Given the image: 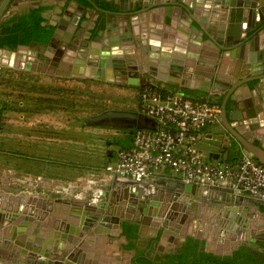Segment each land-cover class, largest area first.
I'll use <instances>...</instances> for the list:
<instances>
[{
  "label": "water",
  "instance_id": "95a60500",
  "mask_svg": "<svg viewBox=\"0 0 264 264\" xmlns=\"http://www.w3.org/2000/svg\"><path fill=\"white\" fill-rule=\"evenodd\" d=\"M82 1L94 11L109 15L140 18L147 12H153L159 15L156 17L159 23L150 28L152 34H161L163 27L172 35L176 33L177 38L180 29L186 26L200 40L210 44L216 55L207 63L204 82L206 86L213 83L215 92H226L217 125L224 131L226 138L223 140L226 139L227 144L221 143L225 144L224 149H228L229 153L246 154L264 166V125L259 127L258 119H253V111L240 114L235 107L244 91L251 92L250 83L255 82L251 93L254 99L256 86L264 91L261 82L264 79V0H129L130 6L125 9L116 0H107L106 9L103 4L93 0ZM16 4L17 0H0V22L6 11ZM84 10L82 7V12ZM42 18L47 20L44 15ZM72 24L74 30L67 31L62 41L59 40V25L49 24L52 31L46 43L31 42L10 51L0 49V52H6L0 54V67L45 74L49 67L56 71L65 65L67 71L63 75L66 77L105 80L132 89L161 90L159 85L162 80L147 79L148 74L143 70L139 54L137 70L132 73H128V67L124 68L115 60H121V55L136 52L145 55L149 52V59L155 63L162 57L161 48L169 49L172 41L157 47L156 43L152 42V46L143 38L139 48L135 46L140 51L134 49L122 53L112 46L106 52H99V46L89 39L96 29L92 37V41L95 40L103 28L94 23L79 42L75 40L77 36H82L79 19ZM130 25L133 26L132 20L129 21ZM128 41L133 43L130 37ZM74 42L79 47L71 45ZM93 44L96 48L92 47L86 56L79 55V51ZM256 46L262 51L255 55L252 51L248 55L249 50ZM235 54L242 62H238L233 70H228V75L233 79L220 80L215 74L217 62H222L221 59L228 61V57ZM240 69L243 72L253 69L255 73L243 77L236 74ZM229 102L233 104L227 111L226 104ZM82 124L91 128L129 130L130 133L135 129H157L155 121L137 111L127 110L104 111L88 117ZM207 158L218 159L211 155ZM23 179L17 177L12 181L32 192L12 188V182L0 185V264H9L8 252L13 257V260L10 257L11 264H112L102 262L103 258L108 257L103 252V244L110 243L117 248L126 246L128 242L123 236V224H129L130 218L135 215L138 218L132 223L137 227L138 236L147 235L151 239L159 236L158 244L163 246H169L171 243L168 241L172 239L178 246L187 239L196 240L203 243L204 252L216 256H230L240 247L254 243L256 237L261 236V230L264 233V211L261 210L264 202L244 195H233L222 189L187 185L174 180L134 184L117 179H110L106 183L104 179L100 187L87 190V195L77 193L74 183H67L66 188L61 183H55L59 196L44 197L37 192L41 187L33 184L32 179L28 180L31 183L27 185ZM40 180L41 183H48L45 179ZM167 184L174 188L173 194L165 190ZM44 189L52 193L51 189ZM227 198L238 200L239 205L233 206L225 200ZM48 225L51 234H45ZM30 228H34L36 242L27 238ZM37 230L44 235L38 237ZM117 251L124 253L125 259H118L114 264H129L130 258L135 255V251Z\"/></svg>",
  "mask_w": 264,
  "mask_h": 264
},
{
  "label": "crops",
  "instance_id": "0c3cea01",
  "mask_svg": "<svg viewBox=\"0 0 264 264\" xmlns=\"http://www.w3.org/2000/svg\"><path fill=\"white\" fill-rule=\"evenodd\" d=\"M64 1H66L65 4ZM93 1L95 3L103 4L105 9L108 6L107 0ZM108 1L112 2L113 0ZM116 1L121 4L124 9L125 7L128 8L130 6L129 0ZM84 2L85 1L82 0H17L15 7L6 11L3 22L6 21L8 17L13 15L20 16L19 14L22 12L24 13L29 9L44 8L46 9L45 17H47L46 21L48 24H57L61 28V30H59L60 41L64 40V36L67 31L71 29L72 31L74 30L72 22L74 23V21L78 18L82 26V36H77L75 40L79 42L84 39L83 36L87 35L88 31L93 27L94 23H96L103 28V32H101L99 36L92 41L95 29L92 31V36L89 41L94 42L99 46V52L102 50L107 51L109 48H112V46L118 48L122 53L129 50L133 51L135 46L138 47L141 39L143 38L147 39L148 42H151L152 46H154L152 42L156 43L155 45H157V47H162L164 45L163 43L172 41L171 44H169L172 45V47H168L169 49L166 47L161 48L160 55L162 58L160 57V59L155 63L152 62L153 60L149 59L148 51H146L148 53L145 55L140 52L133 53L132 55H121V60L117 59L115 61L117 63L120 62L119 65L124 68L128 67L127 72L132 73L137 70V55L139 54L143 70L148 74L147 79L150 81L162 80V85L167 89L175 92L179 91L186 96L208 100V92L211 90L213 83L212 85L206 86L207 83L204 82V78L206 79L207 76V63L210 59L215 57L216 51L210 44L200 40L198 35L194 33L192 29L186 26L183 27L180 29V33H178L177 38L175 37L176 33L172 35V33L166 32L162 26V29L160 30L161 34H152V32H150V28L159 23L156 18L159 15L154 14L153 12H147L140 16V18L139 16L125 17L109 15L96 12L92 8H88L90 6L85 5ZM61 5H63V7H60ZM82 7L85 9L83 12ZM131 20L133 21V26H129V21ZM161 23H163V20ZM7 28L10 27L7 25ZM182 31L184 33H182ZM153 35L157 36L152 38ZM129 37L133 42L132 44L128 41ZM262 44H264V42H262ZM71 45L79 47L76 42ZM92 47L96 48L93 44V46L88 47V49L79 51V55L86 56ZM134 51H140V49H135ZM252 51L255 55V53L257 54L262 50L258 49L257 46L252 47L251 50H249L248 55H250ZM2 52L3 51H1L0 54ZM3 54H6V52H3ZM245 55L247 56V51ZM221 61L222 62H217L215 74L220 80H232L233 78L228 75V70H233L235 65L238 62L241 63L242 60H240L235 54V56L230 55V57H228V61H223L222 59ZM64 67L66 66L63 65L56 71L49 67L46 69L45 74L30 73L19 69L0 67V173L26 175L20 176L24 177L23 182L27 185V183L30 182L28 180L32 179L31 182L33 184L37 185V187H41L40 189H37V192L44 197L59 196L55 191V183H61L64 188H66L67 183H74L77 187L75 190L77 193L87 195V190L94 187L97 188L96 184L100 182L99 180H91L90 178L81 177L76 178L74 182H71L73 181V175L79 172L76 170V166H73L74 163L80 168L92 165L88 156H84L79 152V150L85 145L84 141L80 140L78 145H75V128L76 132L83 137L89 134L95 135L98 138L97 145H100V143L103 144V142H106L108 138L107 133L104 131L105 129L91 127L83 128L80 124L81 122H78V125L81 126L74 128V120L72 118L73 115L69 114L71 113L69 112L71 108H68L67 103L57 101L60 100L62 96V91H60L61 89L59 88V80H67L70 78L63 75L64 72L67 71ZM38 69L40 71H44L42 68ZM252 73H255L253 69L248 72H243L242 69H240L236 72V74L244 75L243 77H247ZM262 82L264 83V80ZM256 87L258 88V86ZM126 88H128V86ZM135 91L136 92L133 93V96L136 99L131 108L135 107L136 111L138 107V89H135ZM254 94L255 99L259 101L258 98H262L264 101V91L262 87L258 88V91L256 89ZM242 95L246 100L244 101L243 110L248 112L250 109H253V104L251 103L253 94L244 91ZM67 114L71 117L69 123L65 119L68 118ZM63 115H65V117ZM63 119H65V121ZM258 122L259 127H263V115L258 117ZM214 130L219 133L217 137L220 138V141L227 144L226 139L223 140L224 137L226 138V135L218 125L209 128L202 132V136L199 140V148L201 150L204 147L209 148V151L206 153L205 151H202L204 155L206 157L211 155L212 157H216L218 159L225 157L228 160H233L239 156L240 154L237 153L231 156L228 150L224 149L225 144H223V147L218 149L217 152L210 150L212 147L211 143L216 141L217 138L214 135L216 134ZM88 141L86 146L89 149L90 140ZM44 158L49 160H45ZM111 158L113 159L114 156H110L108 160L110 159L112 161ZM26 161H49L48 163H53V166H55L56 169L52 171L44 168L45 173L41 172V174L38 175L39 180L36 181L35 175L34 177L31 174H27V171L23 166V163ZM44 167H47V164H45ZM62 167L66 169L61 170L60 168ZM70 176L72 177L70 178ZM13 178L17 177H11L9 175L1 176L0 185L4 186V182L14 183L12 181ZM40 179H45L48 183H41ZM169 180L176 181L175 179ZM10 187L25 193L32 192L26 187L20 186V184L17 185L14 183L10 185ZM44 188H47V190L51 189L52 193H48ZM165 188L166 191L167 189L172 190V186L168 184ZM143 194L144 191L141 195ZM225 200L230 201L233 206L237 207V205H239L238 200L232 201L228 198ZM49 227L50 226L48 225L45 230V234H51ZM29 230L30 233L27 234V238L34 239L36 242V236H33L34 228H30ZM26 231L27 229L25 232ZM37 235L39 237V235L42 236L44 233L37 230ZM103 248V252L108 255L106 259H102L103 263L114 264L118 259H125L124 253H119L117 251L118 248L114 245H111L110 243L103 244ZM8 253L13 260L12 254L10 252ZM10 257H8L9 264H11Z\"/></svg>",
  "mask_w": 264,
  "mask_h": 264
},
{
  "label": "built area",
  "instance_id": "2783aa9c",
  "mask_svg": "<svg viewBox=\"0 0 264 264\" xmlns=\"http://www.w3.org/2000/svg\"><path fill=\"white\" fill-rule=\"evenodd\" d=\"M159 87L138 89L136 110L157 129H135L130 145L103 167L105 175L134 184L175 179L264 202V166L246 154L209 160L199 148L202 132L219 124L218 105Z\"/></svg>",
  "mask_w": 264,
  "mask_h": 264
},
{
  "label": "rangeland",
  "instance_id": "374dc122",
  "mask_svg": "<svg viewBox=\"0 0 264 264\" xmlns=\"http://www.w3.org/2000/svg\"><path fill=\"white\" fill-rule=\"evenodd\" d=\"M79 76L71 77L67 80H59V88L62 91V96L59 102L67 103L68 108L70 109L69 114L73 115V125L74 128L81 126L86 128L87 126L83 125L85 119L88 117L98 115L104 111L108 110H127V111H135V107L131 108L134 105L135 99L133 93H135V89H132L128 86H121L114 82H108L105 80H97L91 78H78ZM130 89V90H128ZM132 90V91H131ZM45 100V99H44ZM43 100V101H44ZM44 103V102H43ZM67 114L68 118H65L68 123L70 122L71 117ZM65 117V115H63ZM65 119H63L65 121ZM78 122H81V125H78ZM105 129L104 131L107 133V140L106 142L98 144V138L93 135L89 134L85 137L81 136L76 132L75 128V145H78L80 140L84 141V146L82 149L79 150L80 154L84 156H88L92 165L88 167H77V164H73L76 166V170L79 171L77 174H74L72 177L71 182H74L76 178H90L91 180H99L100 182L97 183V187H100L104 179L106 178V183L109 182L110 178L105 177V173L102 171L103 167L108 164L110 161L108 158L114 156L115 152L119 148L127 147L130 144V139L132 133L129 130H122V129H110V128H100ZM218 130V128H217ZM215 131V130H214ZM214 134L216 137L219 135L217 131ZM78 134V135H77ZM115 137V138H113ZM110 139V140H108ZM90 140L89 149L86 146L87 141ZM89 142V141H88ZM212 147L210 150L218 151L223 147V144L220 141V138L217 137L216 141L211 143ZM202 148V147H201ZM228 150V149H226ZM87 151V152H86ZM202 151L208 152L209 148H202ZM229 151V150H228ZM231 156L233 155L232 152L230 153ZM98 155V156H96ZM45 160H49L44 158ZM112 159V158H111ZM49 162V161H48ZM48 162H35V161H26L23 163L27 174L36 176V181H38V175L41 172H44V168L55 170L56 167L53 166V163ZM22 163V162H21ZM47 164V167L44 165ZM54 167V168H52ZM63 168V167H62ZM61 170H65L64 168ZM26 174V173H25ZM11 176V177H20L26 176L21 174H6L0 173L1 176ZM34 176V177H35ZM75 178V179H74ZM70 182V181H65Z\"/></svg>",
  "mask_w": 264,
  "mask_h": 264
},
{
  "label": "trees",
  "instance_id": "16d2710c",
  "mask_svg": "<svg viewBox=\"0 0 264 264\" xmlns=\"http://www.w3.org/2000/svg\"><path fill=\"white\" fill-rule=\"evenodd\" d=\"M89 6L88 3L84 2ZM37 17L38 14H32ZM40 17V16H39ZM7 22V21H6ZM6 22L1 24L0 29V49L14 50L18 45H29L31 42L45 43L50 36V28L42 26L41 18L36 19V28H27V23L16 24L12 28H7ZM125 148V147H123ZM123 235L128 241L126 249L135 250L137 262L133 264H263L258 255H254L247 248H241L230 256H216L210 253L199 251V243L189 240V245L173 255H166L163 261L155 254L153 257L146 255L136 247L137 227L128 223L124 224ZM159 237L152 241L157 242ZM158 260V262H157Z\"/></svg>",
  "mask_w": 264,
  "mask_h": 264
},
{
  "label": "flooded vegetation",
  "instance_id": "af4514ba",
  "mask_svg": "<svg viewBox=\"0 0 264 264\" xmlns=\"http://www.w3.org/2000/svg\"><path fill=\"white\" fill-rule=\"evenodd\" d=\"M88 8H91V6L88 7ZM33 13L34 14H38L37 17L38 18H41L42 21H43L41 23V25L50 28L49 30H50V33H51L52 27L49 26L48 22L45 21L42 18V16L43 15L45 16V14H46V9H44V8L29 9L28 11H26L24 13L22 12L21 14H19L20 16H14L13 15L11 17H8L7 20H6L7 22L6 21H4V22H6V24H8V26L10 28H12L13 26H16V24H19L20 25L23 22L27 23V25H26L27 28H36L35 21H36L37 17L35 15L33 16L32 15ZM4 22H3V20L0 22V27H1V24H3ZM46 42L47 41H45V43ZM18 46H20V45H18ZM23 46H27V45H23ZM82 51H84V50H82ZM263 80L264 79H262L261 82ZM254 83H250L251 84V86H250L251 92H247V93H252V91H253L252 86H253ZM262 84L264 85L263 82H262ZM159 86L164 87L162 84H160ZM258 88H261V87H258ZM258 88H257V91H258ZM225 95H226V92H222V91L220 93L217 92V91L215 92L214 91V87H212L211 90L208 92V100L210 102L215 103L216 105H218V107L220 108V112H221V103H222L223 98H224ZM258 99H261V98H258ZM244 101H246V100H245V98L242 95V97L239 98L238 103L235 105L236 110H237V113L243 114V113L246 112V110L245 111L243 110ZM251 103L253 104V109H252L253 112H254V114L252 115L253 116V119H258V117H260L261 115L264 116V101L262 100L261 102H259L257 99H254L252 97L251 98ZM232 104H233L232 102H229V104L228 103L226 104V110L227 111L232 106ZM165 190H166V188H165ZM167 192L168 193L170 192L171 194H173V188H172V190H168L167 189ZM146 199L148 200L147 197H146ZM261 210L264 211V207H262ZM137 218L138 217L136 215L134 217H131L130 220H129V222H130L129 224L133 225L132 222H134ZM124 224H123V232H124ZM260 234H261V236L259 238L256 237L254 243L248 244L247 245L248 247L243 246V247H240L239 249H241V248H247L254 255H258L260 257V259L262 260V263L264 264V233H262V230L260 231ZM152 240L153 239L147 237V235H145V236H138V238L136 239L135 244H136V247L137 248H139L141 251H144L146 253V255H148V256L153 257L155 254H157V257H160V259H159V262H160V261H163L165 259V256L166 255L176 254L177 252H179L180 250H182L183 247H187L189 245V240H191V239H187L186 242L185 243H182L180 246L176 245V243L173 242L174 239H172V241H168L169 243H171L169 246L168 245L167 246L159 245L158 244V241L157 242H154ZM198 243H199L198 244L199 245L198 250L199 251H203L204 250L203 243H201V242H198ZM127 245L126 246H119L118 247V250L119 251L125 250L126 252L135 251V250L126 249L125 247H127ZM238 250L235 251V252H238ZM233 253L230 255V257L233 255ZM137 259L138 258L136 257V251H135V255L132 258H130L129 264H133L134 261L137 262ZM157 262H158V260H157Z\"/></svg>",
  "mask_w": 264,
  "mask_h": 264
},
{
  "label": "bare ground",
  "instance_id": "6f19581e",
  "mask_svg": "<svg viewBox=\"0 0 264 264\" xmlns=\"http://www.w3.org/2000/svg\"><path fill=\"white\" fill-rule=\"evenodd\" d=\"M106 182V181H105Z\"/></svg>",
  "mask_w": 264,
  "mask_h": 264
}]
</instances>
